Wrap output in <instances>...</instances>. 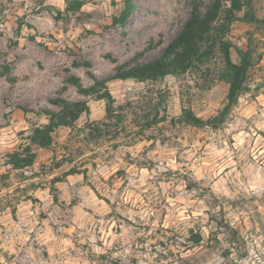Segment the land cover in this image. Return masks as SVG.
<instances>
[{
    "label": "rangeland",
    "instance_id": "1",
    "mask_svg": "<svg viewBox=\"0 0 264 264\" xmlns=\"http://www.w3.org/2000/svg\"><path fill=\"white\" fill-rule=\"evenodd\" d=\"M215 1L0 0V264H264V25L230 26L233 59L248 50L251 66L219 127L181 119L226 105L218 52L181 74L108 81ZM251 12L264 19V0ZM76 102L89 108L51 145L31 143Z\"/></svg>",
    "mask_w": 264,
    "mask_h": 264
},
{
    "label": "trees",
    "instance_id": "2",
    "mask_svg": "<svg viewBox=\"0 0 264 264\" xmlns=\"http://www.w3.org/2000/svg\"><path fill=\"white\" fill-rule=\"evenodd\" d=\"M252 2L253 0H231V7L226 11L225 22H220L223 7L222 0H216L204 14L197 6L194 7L190 19L163 53L147 60L140 56L135 57L132 62L118 67L116 73L111 75L108 81L116 79L157 80L169 74H181L196 64H203L210 60L218 52L223 62L219 79H223L230 84L226 105L217 116L207 120L199 117L191 109L184 108L181 119L195 126L210 125L214 128L219 127L224 119L231 114L233 106L241 97L247 72L251 66L248 50L240 51V61L236 62L233 59L232 50L235 45L227 36L230 26L239 19L257 26L264 25V19L258 18L254 12H251ZM76 3L80 6V2ZM243 10H245L244 15L239 16L238 13ZM131 11L132 6L129 2L121 16L115 20L125 21L130 16ZM59 12L61 14V11ZM73 82L86 93L92 90L84 88L78 78H75ZM106 82L107 79L98 81L101 84H106ZM107 91L109 97L108 112L112 115L116 109L115 100L108 87ZM88 108L86 102L65 103L63 115L56 116L54 113H48L50 115L49 123L36 126L33 129L30 136L31 143L39 147L51 145L56 128L60 125L70 126L74 124ZM28 152L29 155L21 165H18L19 168L34 164L36 153L31 150ZM77 172L73 169L67 175ZM200 237L201 235L196 240L197 243L201 241Z\"/></svg>",
    "mask_w": 264,
    "mask_h": 264
},
{
    "label": "crops",
    "instance_id": "3",
    "mask_svg": "<svg viewBox=\"0 0 264 264\" xmlns=\"http://www.w3.org/2000/svg\"><path fill=\"white\" fill-rule=\"evenodd\" d=\"M236 62H238V61H236Z\"/></svg>",
    "mask_w": 264,
    "mask_h": 264
}]
</instances>
